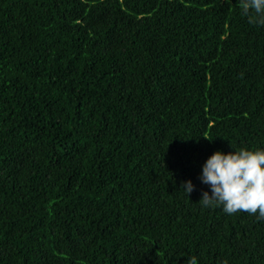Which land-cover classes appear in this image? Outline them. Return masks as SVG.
I'll return each mask as SVG.
<instances>
[{
    "label": "trees",
    "instance_id": "16d2710c",
    "mask_svg": "<svg viewBox=\"0 0 264 264\" xmlns=\"http://www.w3.org/2000/svg\"><path fill=\"white\" fill-rule=\"evenodd\" d=\"M230 141L264 148L239 0H0V264H264V219L199 202Z\"/></svg>",
    "mask_w": 264,
    "mask_h": 264
},
{
    "label": "clouds",
    "instance_id": "9594fccd",
    "mask_svg": "<svg viewBox=\"0 0 264 264\" xmlns=\"http://www.w3.org/2000/svg\"><path fill=\"white\" fill-rule=\"evenodd\" d=\"M239 6L249 24L264 26V0H239ZM232 147L217 149L204 161L199 179L210 192L203 191L199 202L204 208L220 206L227 214L247 212L264 219V148ZM182 188L189 194L195 185L188 179ZM189 264L196 262L189 258Z\"/></svg>",
    "mask_w": 264,
    "mask_h": 264
}]
</instances>
